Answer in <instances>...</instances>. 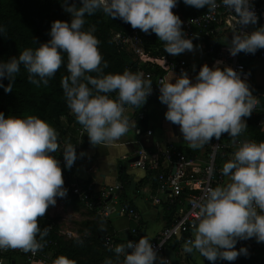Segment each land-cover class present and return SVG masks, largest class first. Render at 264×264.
I'll return each instance as SVG.
<instances>
[{
  "label": "clouds",
  "instance_id": "1",
  "mask_svg": "<svg viewBox=\"0 0 264 264\" xmlns=\"http://www.w3.org/2000/svg\"><path fill=\"white\" fill-rule=\"evenodd\" d=\"M219 2L233 14L236 25L257 24L251 0ZM178 3L179 0H80L81 6L77 7L63 0L64 11L71 15L70 23L53 21L46 43L0 62V81L9 80L7 86L0 83V88L6 93L12 91L21 66L28 73L29 83L47 85L66 54L69 75L61 80L66 104L92 145L111 144L130 129L125 106L141 108L152 92V84L143 73L127 69L105 74L107 62L98 49L100 41L93 35L94 27L84 30L85 17L99 10L133 29L155 33L164 43V51L176 56L194 49L180 17L172 11ZM183 3L196 9L206 7L208 12L219 6L217 0ZM5 33L6 27L0 25V36ZM258 49H264V26L251 32L236 28L232 33L228 49L231 56L240 52L255 54ZM222 63L217 60L211 68L201 66L195 82L182 72L175 83L162 82L159 87L158 99L167 107L165 119L179 126L183 140L192 149L209 144L212 138L219 140L223 133L235 140L247 129L244 118L251 115L257 103L248 83L232 68L221 69ZM109 93H116L115 99ZM58 148V133L46 121L36 116L6 118L0 112V250L20 249L35 254L44 247L49 227L42 229L38 218L56 204L57 197L67 195L60 161L52 155ZM62 151L65 169L71 168L77 159L75 146L66 143ZM221 173L230 182L206 190L196 205L194 239L183 245L185 253L195 249L213 264L246 256L247 248H235L239 240L255 238L257 243L264 242V142L239 141L231 159L223 163ZM111 250L116 260L108 258L103 264H121L120 256L122 264H170L167 258L158 257L148 236L138 242L117 244ZM53 264L76 261L60 255Z\"/></svg>",
  "mask_w": 264,
  "mask_h": 264
},
{
  "label": "built area",
  "instance_id": "2",
  "mask_svg": "<svg viewBox=\"0 0 264 264\" xmlns=\"http://www.w3.org/2000/svg\"><path fill=\"white\" fill-rule=\"evenodd\" d=\"M251 2L258 17L257 23L264 22V10L258 5V0H251ZM218 5L214 12L207 11L197 17L185 16L178 6L172 9L173 13L180 17L182 29L186 37L192 39L194 49L191 52L186 50L184 53L176 56L165 52L163 56L157 58L150 71H138L143 73L144 78L150 80L152 84V92L147 97V100L158 99L161 83L170 82L171 77H179L182 72L187 74L190 81H195L199 70L197 66L189 64L187 56L198 50L199 47L197 46H200L205 39L216 40L218 35L223 32L224 26L227 23L226 21L229 18L235 19L225 6L220 3ZM250 26L252 25H239L238 27L240 31L246 32V28ZM152 38L158 37L155 33H144L137 28L130 34H116L113 41L120 48L129 49L136 57L143 59L146 55V43ZM162 45L164 47V43ZM228 49L222 47L219 49L213 47L204 49V56L208 59L209 63H212L209 67H213L217 60L222 61L223 63L219 65L221 69L225 66L232 68L240 75L242 80L248 83L250 81V74L248 73L246 63L252 60L264 61V50L258 49L255 54L240 52L236 56H231ZM148 62H152V60L149 58ZM155 65H160L162 69H158ZM253 96L257 98V103L251 115L246 118L256 120L257 127H261V130L264 131V102L261 100L264 94L256 93ZM125 108L127 111L131 107L125 106ZM144 117L143 114L140 115V119H144ZM146 135L151 137L153 131L148 130ZM226 135L227 133H223L219 140L213 139L209 145L205 162L202 165H200V160L197 156L188 155L175 145H165L163 147L156 145L154 149H150L135 143L126 144L131 145L133 148V158L130 163L134 169H139L147 174L162 170L156 176L154 174H149L148 176L150 179L154 177L157 183V193L159 195L152 198L153 203L155 205L166 203L169 206L177 207L170 223L151 241L154 249L157 251L158 257L167 258L170 264L171 260L166 256V253L170 249V245L176 241H182L183 238L193 234V227L197 222L198 208L196 205L201 201L206 190L209 187L224 185L230 182L229 177L221 173L218 161L233 155L239 141L245 140V134L243 132L230 142H226ZM86 137L87 133L82 125L77 126L73 140L70 142V144L75 146L77 159L71 168L68 169H75L83 165L80 153ZM253 141L259 143L264 142V139ZM61 153V157L57 160L60 161V165L64 166L63 152ZM123 159L127 160V157L124 156ZM164 165H166V168H164ZM63 179L64 182L67 181V177H63ZM69 184L78 202L85 209L102 218L107 219L110 211L115 209L116 206H120L121 212L127 215L129 220L136 225L130 230L131 238L127 241L138 242L137 237L140 231L141 217L134 208L120 204L119 196L123 190L120 182L107 188L97 189L95 183H87L74 175ZM103 244L109 250L117 245L114 238L108 235L103 238ZM235 247L236 250L245 247L247 250L253 249L264 253V242L257 243L255 238L239 240ZM128 251L130 252L131 250ZM13 254L23 256L25 264H53L51 256L43 254L40 250L33 254L31 252L25 253L20 249L0 250V264H6V258ZM253 262L254 264H264V258L263 260L260 258L255 259ZM214 264L232 263L231 261L218 260Z\"/></svg>",
  "mask_w": 264,
  "mask_h": 264
},
{
  "label": "trees",
  "instance_id": "3",
  "mask_svg": "<svg viewBox=\"0 0 264 264\" xmlns=\"http://www.w3.org/2000/svg\"><path fill=\"white\" fill-rule=\"evenodd\" d=\"M69 5L75 4L77 7L81 6L80 0H67ZM217 3H220L217 0ZM63 0H0V25L6 27V33L0 36V62H6L13 56H18L26 48L35 49L40 43H46L50 36L51 23L56 20L69 22L71 20L70 13L64 11ZM177 6L181 9L187 17H197L205 12L207 8L196 9L187 6L183 0H179ZM262 8V7H261ZM260 22V26H263ZM94 27L93 35L100 41L98 49L107 62V67L103 69L104 73H122L125 69L138 72L150 71L153 64L165 54L163 43L159 38H152L146 43L145 56L143 59L136 57L129 49H122L113 41L116 34H130L134 29L130 24L123 22L119 18H110L102 11H97L93 15H86L84 30ZM35 38V39H34ZM207 48H221L218 42L213 39L206 40ZM161 48V51H160ZM64 55V60L61 67L57 70L55 75L49 79L47 85L41 84L37 86L28 81V73L21 66L19 73L15 75L12 82V91L5 92L0 88V112H3L5 117L13 116L19 118H26L28 116H36L47 123H49L58 133L59 148L66 143H70L74 137V126L80 124L76 121L74 114L68 108L66 100L61 87V80L63 77L69 75L66 64L67 55ZM152 62H148V59ZM158 69H162L160 65H155ZM95 77L96 73H88ZM0 83L5 86L9 84V80L4 78ZM115 99L116 93H109ZM148 100H146L147 102ZM146 103L141 107L130 106L143 130H146V121L140 119V115L146 112ZM62 119L67 120V125L64 126ZM143 120V121H142ZM256 120L251 119L247 124L245 139L250 141H260L264 139V135L256 133L257 131ZM86 139V138H85ZM212 138L210 141H212ZM232 138L227 134L226 142H230ZM84 146V145H83ZM58 148V149H59ZM52 155L56 159L60 158L62 153L57 150ZM229 159H220L218 161L219 169H222L223 163ZM222 163V164H221ZM63 177H67L64 182V187L67 189V195L63 198H56V202L64 201L70 204L77 203V198L73 195L70 188V180L75 175V169H65L60 165ZM162 170L157 172H149L155 176L161 173ZM150 180V178H148ZM154 177L152 178V180ZM119 181L123 186V190L119 196L121 205L133 207L131 203L126 200L125 189L129 186V179L124 165L121 166L119 171ZM79 203V202H78ZM50 207V206H49ZM169 210L174 212V208ZM173 217V214H172ZM172 219V218H171ZM101 226L94 223L96 236L94 237L96 244H103V238L108 234L104 231V220H100ZM39 226L43 229L49 227L48 234L44 237V247L40 250L43 254L50 255L52 260L60 255L67 258L74 259L76 264H96L88 259L80 258V253L76 248L70 247L61 235L59 229L56 227L45 214L43 217L38 218ZM170 223V222H169ZM104 226V227H103ZM39 238V237H38ZM47 245V247H46ZM110 255L114 252L109 251ZM114 255V254H113ZM108 258V257H107Z\"/></svg>",
  "mask_w": 264,
  "mask_h": 264
},
{
  "label": "crops",
  "instance_id": "4",
  "mask_svg": "<svg viewBox=\"0 0 264 264\" xmlns=\"http://www.w3.org/2000/svg\"><path fill=\"white\" fill-rule=\"evenodd\" d=\"M258 5L264 10V0H258ZM231 19L232 18H229L226 21V26H224L223 32L218 35L216 39L217 41L213 40L218 42V45L222 48L230 46L232 35H229L228 33L231 28H229L227 24ZM232 20L235 21V19ZM261 24H263L264 26V22ZM238 26L239 25H236L235 29ZM259 27H261L260 22L248 27L251 28V30H248L246 32H251ZM206 40L208 39H205L203 43L200 44L198 50L194 51L193 53L187 56L189 64H191V66H197L198 70H200L201 66H203L202 64H207L208 66H211L212 64L209 63L208 59L203 54V50L207 48ZM261 63H264V61L260 62L258 60H252L246 63L248 73L250 74V81L248 82V85L252 94H264V90H261L257 85L254 84V71H252L253 68L251 66L249 68V65L260 66ZM176 78L178 77H171L170 81L172 83H175ZM145 106L147 112L144 117L147 127L146 130H143L141 128V125L139 124V121L136 118L133 109H128L125 112V115L130 121L129 131L119 140L111 144H101L94 146L89 142L88 137H86L84 141V146H82L81 148V153H83V155H81L80 153V158L82 160L83 165L75 168V175L79 179H82L87 183L93 182L96 184L97 189H102L119 183L120 168L122 165L126 167L129 179V186L125 189L126 200L132 204V208H134L140 214L141 217L140 231L137 237V241H139L142 236H148L152 241L162 231V229L169 224L172 218V214L175 213L177 207L169 206L166 203L160 205H155L153 203L152 198L159 195L157 193V183L155 179H148L149 174L139 169H134L131 166L130 162L133 158V148L131 147V145L126 144L135 143L137 145H142L150 149H154L156 145L161 147L165 145H175L182 152L191 156H197L200 160V165H202L205 162L206 155L209 151V145L213 141H209V144H205L199 149L190 148L188 143L183 140L182 134L179 131V126L174 125L165 119L164 113L167 110L166 105L162 104L159 99H153L148 100ZM251 119L253 118H246V124H248L249 120ZM62 123L67 124V120L62 119ZM148 130L153 131V135L151 137H148L146 135ZM245 132L246 130L244 131V134L246 135ZM259 133H261L260 135H264L263 130H261ZM63 147L64 146H62L58 150L60 152H63ZM124 156L127 157V160L123 159ZM227 159H231V157H228ZM221 160L223 162V159ZM164 166V168H166V165ZM81 206L82 205L78 202L70 204L63 201L57 202L55 205L56 208L66 209V211H68L72 215L79 217V212L85 211L83 210V208H81ZM171 207L174 208V212L169 210ZM103 219L105 221V227L103 226L104 231L108 232V236L114 238L116 244H125L126 241L131 238L130 230L136 225L134 222H131L129 220L127 215L121 212V209L119 207H116L115 209L111 210L110 214L108 215V218ZM95 220L96 219L92 218V220L88 221V227L94 228ZM95 223L99 225L101 224L98 221H95ZM68 235L70 236L72 235V233H68ZM190 239H194L193 234L183 238L182 241H176L169 247V250L174 251V253L176 254L178 264H212L213 262H210L203 256H200L195 249L192 253H185L183 251V245L186 241ZM113 254L112 256L115 258L113 261H115L116 254ZM263 254L264 253L258 252L257 250L250 249L248 250V254L246 256L240 255L235 261H231V263L254 264L253 261L255 259L260 258L261 260H263ZM122 261L123 257L120 256L121 264ZM6 264H25V258L23 256L15 254L9 255L6 258Z\"/></svg>",
  "mask_w": 264,
  "mask_h": 264
},
{
  "label": "rangeland",
  "instance_id": "5",
  "mask_svg": "<svg viewBox=\"0 0 264 264\" xmlns=\"http://www.w3.org/2000/svg\"><path fill=\"white\" fill-rule=\"evenodd\" d=\"M228 27L231 28L228 33L229 35L236 31V23L234 20H230L228 22ZM238 30L240 28L237 27ZM250 31L251 28H246V31ZM254 31V30H253ZM226 49L229 46L224 47ZM253 68L254 71V84L257 85L261 90H264V63H261L260 66L249 65ZM65 121V120H64ZM65 123V122H64ZM63 123V124H64ZM67 124H64V126ZM66 127V126H65ZM76 126H74L73 132L76 131ZM75 133V132H74ZM206 149V148H205ZM232 157V155L230 156ZM60 202V201H59ZM64 202V201H63ZM57 203V202H56ZM56 205V204H55ZM54 206H50L46 210V215L49 217L51 221H53L54 225L59 229V235L63 237V240L72 248H76L80 253V258L88 259L93 261L96 264H103V261L110 257L112 260L115 258L110 255L109 249H107L104 244H96L94 237L96 236V231L94 228L88 227L87 222L93 219L95 221L101 222L100 220H104L102 217L95 215L94 213L87 211L85 207H82L83 210L79 216L72 215L66 209L56 208ZM119 207L120 206H116ZM94 221V223H95ZM93 224V223H92ZM68 233H72V235H68ZM89 233V235H88ZM264 255V254H263Z\"/></svg>",
  "mask_w": 264,
  "mask_h": 264
},
{
  "label": "water",
  "instance_id": "6",
  "mask_svg": "<svg viewBox=\"0 0 264 264\" xmlns=\"http://www.w3.org/2000/svg\"><path fill=\"white\" fill-rule=\"evenodd\" d=\"M261 100L264 102V97H262ZM260 131H261V127H258L256 133H259ZM166 256L170 258L171 264H178L176 254L174 253V251L168 250Z\"/></svg>",
  "mask_w": 264,
  "mask_h": 264
}]
</instances>
